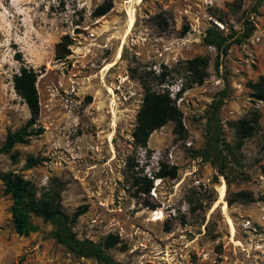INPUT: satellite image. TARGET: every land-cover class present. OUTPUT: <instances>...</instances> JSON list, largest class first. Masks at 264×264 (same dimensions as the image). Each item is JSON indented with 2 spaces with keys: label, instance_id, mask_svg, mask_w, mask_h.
<instances>
[{
  "label": "rangeland",
  "instance_id": "obj_1",
  "mask_svg": "<svg viewBox=\"0 0 264 264\" xmlns=\"http://www.w3.org/2000/svg\"><path fill=\"white\" fill-rule=\"evenodd\" d=\"M101 2L0 0V147L30 118L13 86L24 65L37 74L34 127L44 130L14 146L15 160L0 155V172L30 181L37 199L59 192L77 238L117 236L106 254L121 264H264V102L249 89L264 77V0H114L94 18ZM211 26L227 37L221 54L203 42ZM198 56L209 59L207 77L181 91L184 63ZM144 87L169 92L183 131L169 122L140 147L133 132ZM221 91L223 173L193 156ZM254 114L253 134L238 147L234 123ZM29 156L43 162L27 168ZM162 167H176V178H158ZM11 205L0 181V264H103L69 252L38 217L18 236Z\"/></svg>",
  "mask_w": 264,
  "mask_h": 264
},
{
  "label": "trees",
  "instance_id": "obj_2",
  "mask_svg": "<svg viewBox=\"0 0 264 264\" xmlns=\"http://www.w3.org/2000/svg\"><path fill=\"white\" fill-rule=\"evenodd\" d=\"M114 0H102L94 9L92 16L100 18L106 15L113 7ZM67 40V38H65ZM64 39V40H65ZM227 37L222 35L216 26L209 27L203 38V42L223 52ZM222 51V52H221ZM186 83L182 84L181 91L189 90L194 85H201L207 77L209 59L205 56H198L185 61ZM37 74L27 66H22L18 74L13 78V86L16 94L23 100L29 111L30 118L17 131L8 132L0 147V155H8L15 160L16 153L12 150L16 144H25L31 136H38L43 133L41 127L35 128L39 117V99L36 88ZM142 104L136 115V126L133 132L134 143L140 147H146L150 134L163 127L169 122L174 123V134H181L183 131V115L176 106L175 100L171 99L167 90L161 92L151 91L144 87ZM250 96L257 101L264 102V77L259 76L257 81L249 83ZM179 90V91H180ZM227 97L226 91H221L217 98L210 105V111L206 117V141L204 147L193 153V156L202 161L209 162L216 166L220 173H223L225 162L223 157L224 141L222 139V126L219 119V112ZM256 114L252 119H239L234 123L236 145L241 146L242 142L248 139L254 131ZM43 162L42 158L29 156L26 158L25 166L34 167ZM177 168L166 169L162 167L158 178H176ZM5 193L9 194L12 200L11 217L14 230L18 236H27L35 230L31 223V217H38L53 225L52 235L57 243L63 245L69 252L80 258H91L103 264H121L110 258L106 251L119 243L117 236L108 235L102 244H97L89 239H79L69 226L70 219L62 211L59 192L53 191L44 193L37 199V192L34 185L12 172H0ZM220 186V185H219ZM149 185L145 188L146 192ZM242 201L249 199L248 193H239ZM83 213V208H78L74 214L77 218Z\"/></svg>",
  "mask_w": 264,
  "mask_h": 264
},
{
  "label": "bare ground",
  "instance_id": "obj_3",
  "mask_svg": "<svg viewBox=\"0 0 264 264\" xmlns=\"http://www.w3.org/2000/svg\"><path fill=\"white\" fill-rule=\"evenodd\" d=\"M140 2V1H139ZM129 22H130V24H129V27H128V31H127V34H128V32L129 31H131V29H133L132 27H133V25H134V16H133V14L131 13L130 14V20H129ZM126 34V35H127ZM120 54H121V51H119V56H120ZM114 65H115V63H112V64H109L107 67H106V70H110L111 68H113L114 67ZM226 184V183H225ZM225 184H223V185H221L220 186V202L221 201H226V200H224V198H225ZM227 188V187H226ZM227 191V190H226ZM155 216H154V218H153V220H155V221H158V220H160L161 218H162V212H160V211H157L155 214H154ZM231 227H232V231H233V233H235V228H234V225L231 223Z\"/></svg>",
  "mask_w": 264,
  "mask_h": 264
}]
</instances>
